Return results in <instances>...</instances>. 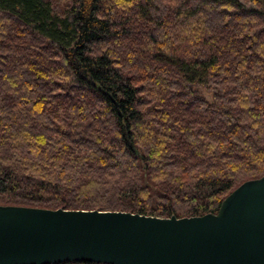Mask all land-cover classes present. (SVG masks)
Listing matches in <instances>:
<instances>
[{
  "label": "trees",
  "instance_id": "trees-1",
  "mask_svg": "<svg viewBox=\"0 0 264 264\" xmlns=\"http://www.w3.org/2000/svg\"><path fill=\"white\" fill-rule=\"evenodd\" d=\"M244 1L0 0V205L200 216L262 176Z\"/></svg>",
  "mask_w": 264,
  "mask_h": 264
},
{
  "label": "water",
  "instance_id": "water-1",
  "mask_svg": "<svg viewBox=\"0 0 264 264\" xmlns=\"http://www.w3.org/2000/svg\"><path fill=\"white\" fill-rule=\"evenodd\" d=\"M70 262L264 264V174L200 216L0 205V264Z\"/></svg>",
  "mask_w": 264,
  "mask_h": 264
},
{
  "label": "rangeland",
  "instance_id": "rangeland-1",
  "mask_svg": "<svg viewBox=\"0 0 264 264\" xmlns=\"http://www.w3.org/2000/svg\"><path fill=\"white\" fill-rule=\"evenodd\" d=\"M240 1L242 2V4L244 6H247V7H252L253 6V4H251L250 2H247V1H244V0H240Z\"/></svg>",
  "mask_w": 264,
  "mask_h": 264
},
{
  "label": "crops",
  "instance_id": "crops-1",
  "mask_svg": "<svg viewBox=\"0 0 264 264\" xmlns=\"http://www.w3.org/2000/svg\"><path fill=\"white\" fill-rule=\"evenodd\" d=\"M63 264H81V263H71V262H70V263H63Z\"/></svg>",
  "mask_w": 264,
  "mask_h": 264
}]
</instances>
